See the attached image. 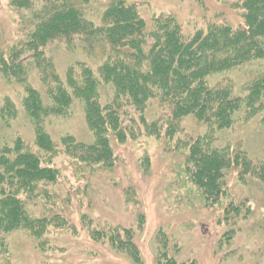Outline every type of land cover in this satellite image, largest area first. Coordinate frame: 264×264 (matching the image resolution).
<instances>
[{"label": "trees", "instance_id": "1", "mask_svg": "<svg viewBox=\"0 0 264 264\" xmlns=\"http://www.w3.org/2000/svg\"><path fill=\"white\" fill-rule=\"evenodd\" d=\"M215 1L240 13L242 25L233 27L215 12L204 28L185 36L172 16L157 17L146 26L124 0H110L100 24L94 25L72 0H42L30 23L23 25L26 42L14 46L8 59L0 50V71L24 89L21 103L34 129L35 145L50 156L57 153L42 124L49 116L65 114L73 100L82 103L93 139L83 143L66 135L60 144L66 156L90 168L111 164L110 134L119 140L135 133L171 140L181 132L182 121L191 117L205 130L185 144L186 166L207 198L218 200L230 169H237L242 182L255 177L264 185V160L250 158L232 134L237 124L253 123L264 140V0ZM10 4L21 6L19 0ZM52 40L80 47L88 58L100 57L96 69L73 62L60 77L43 51ZM24 51L30 52L46 87L43 96L26 81L29 57H21ZM235 73H242L244 81L235 82L231 77ZM104 89L110 92L101 101ZM15 116L16 109L7 102L1 106L4 126ZM23 146L19 137L0 143V264H14L7 253L11 232L26 229L38 238L49 222L29 216L22 194L35 193L39 182L51 187L58 180L54 163L49 160L43 166L39 156ZM122 234L125 239L112 235L108 239L117 247L130 248V232L122 229ZM161 264L178 263L169 259Z\"/></svg>", "mask_w": 264, "mask_h": 264}, {"label": "rangeland", "instance_id": "2", "mask_svg": "<svg viewBox=\"0 0 264 264\" xmlns=\"http://www.w3.org/2000/svg\"><path fill=\"white\" fill-rule=\"evenodd\" d=\"M19 1L18 8L11 0H0V50L5 59L14 46L26 42L23 25L30 23L31 14L42 4V0ZM124 1L134 6L146 26L157 17H174L185 36L204 28L215 12H221L233 27L243 23L240 13L215 0ZM72 2L87 20L99 25L110 0ZM62 41H49L43 48L60 77L73 62L83 61L96 69L100 57L88 58L80 47L73 49ZM25 55L29 57L26 81L42 95L46 87L30 52L24 51L21 57ZM242 76L231 75L235 82L244 81ZM23 90L0 71V108L7 102V107L16 109L7 127L0 120V143L19 137L24 150L37 154L43 166L49 160L54 163L58 180L51 187L39 182L35 193L22 194L29 216L49 222L38 238L26 229L7 236V253L14 264H161L169 259L178 264H264V185L255 177L242 182L237 169H230L218 200L207 198L205 190L190 179L186 166L185 144L205 130L194 119L182 121L181 132L171 140L145 133L119 140L110 134L111 164L84 167L66 156L60 144L66 135L92 142L82 103L73 100L65 114L44 120L43 130L58 149L50 156L35 145L33 126L23 113ZM109 92L101 90L100 100ZM232 134L250 158L264 160V140L255 124H237ZM177 138L182 144L175 145ZM122 229L131 234L130 248L117 247L108 239L110 235L125 239ZM99 233L104 236L100 238Z\"/></svg>", "mask_w": 264, "mask_h": 264}]
</instances>
